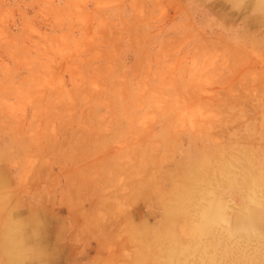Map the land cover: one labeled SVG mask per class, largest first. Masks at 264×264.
Wrapping results in <instances>:
<instances>
[{
  "label": "rangeland",
  "instance_id": "374dc122",
  "mask_svg": "<svg viewBox=\"0 0 264 264\" xmlns=\"http://www.w3.org/2000/svg\"><path fill=\"white\" fill-rule=\"evenodd\" d=\"M259 3L0 0V264H264Z\"/></svg>",
  "mask_w": 264,
  "mask_h": 264
},
{
  "label": "bare ground",
  "instance_id": "6f19581e",
  "mask_svg": "<svg viewBox=\"0 0 264 264\" xmlns=\"http://www.w3.org/2000/svg\"><path fill=\"white\" fill-rule=\"evenodd\" d=\"M257 186H258V185H257ZM244 212H245V211H244ZM214 217H216V218L218 217V218L222 219L221 216H218V215H214ZM223 219H224V218H223ZM238 219H239V218L237 217V220H238ZM232 221H233V219L230 221V217H229V224H231ZM235 222H236V220H235ZM229 226H230V229L233 228V227H232L233 225H229ZM234 226H235V224H234ZM206 228H207V227H205L204 229H206ZM250 228H251V227H250ZM250 228H249V229H250ZM253 229H254V228H253ZM241 231H242V229H241ZM227 232H228V231H227ZM233 232H234V231H233ZM236 232H237V231H236ZM252 234H253V232H252ZM256 234H257V233H256ZM236 235H237V234H236ZM242 236H243V235H242ZM235 253H236V252H235ZM212 264H213V263H212ZM214 264H215V263H214ZM250 264H252V263H250Z\"/></svg>",
  "mask_w": 264,
  "mask_h": 264
},
{
  "label": "crops",
  "instance_id": "0c3cea01",
  "mask_svg": "<svg viewBox=\"0 0 264 264\" xmlns=\"http://www.w3.org/2000/svg\"><path fill=\"white\" fill-rule=\"evenodd\" d=\"M237 1V0H236ZM259 4L260 5H264V0H259ZM255 4H258V3H256V1H255ZM263 5L261 6V9H254L255 10V12H259V11H261L264 7H263ZM262 20H263V22H264V15H263V18H262Z\"/></svg>",
  "mask_w": 264,
  "mask_h": 264
}]
</instances>
